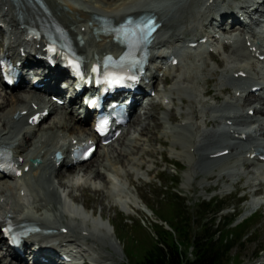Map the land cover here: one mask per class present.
<instances>
[{
    "label": "bare ground",
    "instance_id": "1",
    "mask_svg": "<svg viewBox=\"0 0 264 264\" xmlns=\"http://www.w3.org/2000/svg\"><path fill=\"white\" fill-rule=\"evenodd\" d=\"M253 1L245 0L242 3L240 0H42L44 5L42 6L34 0H0V52H3L5 29H9L10 35H12L9 48L6 50L9 56L15 57L22 50L25 52V57L20 59H28L29 61L33 54L30 52L33 49L34 53L41 52L44 43L42 38L27 39L25 30L30 26L56 24L75 40L78 50L85 59H95L104 51L110 52L115 49L116 45L112 42L111 36L93 33V27H99L93 20V15L105 16L119 22L127 15L138 16L144 12H153L161 24L157 30L154 45H159L158 47L170 45L167 48L173 50L172 55L177 60L175 65L173 63L166 65L162 71L158 69L156 74L150 70L151 76L148 77L149 82L160 79V82L164 84V93L159 88L156 91V96L152 97L148 104H159L162 109L165 108V118L155 116L148 110H145L142 115L133 114L132 119L128 121L126 135L123 136L122 141L116 142V144L112 143L107 148L101 147L98 153L103 152L104 157L99 160L96 158L94 166L91 165L89 168L86 166L84 169L83 166L79 168H75V166L83 165V163L90 165L94 160L90 159L76 165H68L69 160L65 157L57 165L52 155L55 149L64 154L69 143L82 137L81 131L86 132L85 134L88 133V128L83 127V121L77 117L79 113L71 114L69 110L71 106L69 105H63L59 108L53 107L47 115L49 117L53 114V118L46 126L38 124L36 127L30 128L27 126V119L42 110L39 109L43 101L41 93L46 86L39 90L21 88L8 91L5 89L3 93H0V143L9 145L8 147L13 151L22 172L19 178L7 177L12 181H0V218L16 223L34 222L41 232L32 235V238L28 240L29 242L37 241V237L41 239L40 235L42 233L45 236V230L55 231V235L43 237V239H47L48 243L42 245L38 243L35 250L30 246L25 249V254L33 264H65L61 258L71 257L74 254V249H71L73 246L63 245L64 243H70V245H75L80 249L83 246L85 250L82 249L81 253L89 255L91 251L94 253L93 259L99 263L105 262L107 259L106 257L104 259V254L100 255L102 253L96 255V250L104 251L102 248L106 245L111 247L115 254H119L118 247L112 239L113 236L117 239L113 223L109 220L110 218H107V222L104 221L102 209L99 216L104 222L105 229L98 227L97 223L90 219L89 212L82 216L70 213L71 208L62 200L57 185L61 184L60 186L66 191L69 189L66 193L67 198L76 203L78 209H80L79 205L85 210L94 208L96 205L95 202H89L84 197V200L89 202L87 208L84 200L80 204L81 202H78L79 196L73 194L75 189H81L84 192L83 189H86L82 186H85L90 188L87 189L88 192L92 191L98 195L96 201L99 204L108 198L115 202L117 199L114 198V195H116L119 200L121 199L118 202L122 201L124 207H137L146 213L149 211L148 206L139 201L138 198L128 197L130 188L119 187L117 182L108 178L106 172H113L116 177L121 179L122 172L116 164L121 163V159L123 160L126 156L129 157L128 164L131 163L129 161L130 156L138 151V147L146 145L147 142L150 144L152 141L160 143V137L161 139L162 136L167 137L171 141L174 155L181 158H186V155L191 157L195 165L192 164L193 161H189L191 165L186 178V182L189 184L197 179L200 174L205 180L227 181V177H232V175L234 177V174L235 176L238 174L241 166L248 169L251 165H258L252 161L254 159L250 158L252 151L247 150L242 145L243 143L238 142V139L245 142H260L259 139L244 136L234 129L221 134L211 132L205 135L201 133L203 125H208L210 122L215 124L220 119L227 120L233 126H239L255 120L257 115L264 116V84H262L264 74L261 73V69L264 70V61L254 60V58L264 55V48L263 51H260L254 45L255 38L253 37L256 33L247 26V19H245L247 16L253 20L255 16L261 13L264 8V0ZM195 9H197L196 13ZM261 15L264 20V12ZM89 21L92 23L89 24ZM216 26H220L221 33L219 35L218 31L215 30ZM207 39L210 42L219 41L222 49L228 47L232 56L229 54L221 56L220 47H210L211 50L201 53L197 58L186 49L181 55L177 49L179 43L188 45L194 42L197 44L203 43ZM259 40L260 43H264L263 36L259 37ZM210 53L216 55L212 58L214 64L206 68L207 62L204 58ZM156 59L154 58L152 61L153 67ZM221 65L223 67L218 69ZM177 68H179L177 73L171 75V72ZM199 68H202L201 70L206 68L211 75L220 76L214 85L215 97H218L217 95L223 90L232 89L231 96H225L223 101L218 104L207 102L205 98L211 92L208 84L214 78L201 75L198 72ZM160 71L161 75L159 74ZM228 71L229 73H227ZM170 76L173 77L175 83L166 87ZM249 79L257 80L246 84L245 81L247 82ZM258 85L261 86L259 89L261 91L254 92L252 87ZM175 92L178 94L180 104L179 110L172 115V119L181 118V122H185L172 126L166 123L165 119H171L170 112L174 108L175 100L172 95ZM56 93L62 94L63 90L57 88ZM163 96L168 98L173 106H168V102L162 106L161 101L159 103L156 101L158 97ZM245 102L247 106L241 109ZM60 109L61 111L58 113ZM228 110H232L231 113L227 112ZM250 110H253L252 115L249 114ZM219 111L223 113L220 115L213 114ZM16 114H18L17 119L14 118ZM133 124H137V128H134ZM130 129H133L132 134H128L130 136L125 138ZM148 133L151 135L143 139L142 143L139 142L140 137L147 136ZM226 135L228 138H223ZM162 141L164 142L162 144H165L166 141L163 139ZM263 148L264 145L257 146V149ZM28 157H40L42 162L38 167H28L25 172L23 169L28 165ZM228 159L231 160L229 163ZM223 160L227 161L228 167L224 166V168H218L210 173L207 172L208 169H204L218 166ZM124 162L122 163L124 164ZM233 162L234 164H232ZM138 166L142 168L143 164L140 163ZM63 168H66L64 173L60 172ZM84 176H87L85 180H83ZM123 176L129 181L130 186L131 173L129 170L125 171ZM80 179L82 183H80ZM104 179L106 182H102L105 185L103 188H99L96 180ZM255 179H259L257 185L263 183V178L258 176L252 180L253 183ZM23 181L27 187L26 195H23L22 192L25 190L21 186ZM249 186L250 183L247 181L244 188ZM212 188V186H203L205 191ZM105 189L106 191H104ZM107 201L109 202V200ZM94 212L92 211V215L95 220L97 218ZM1 240L3 241V238L0 233ZM11 253L7 254L6 252L5 254L0 250V264L23 263L22 257L18 255L10 257ZM110 255L113 254L110 253ZM262 261L261 264H264V259Z\"/></svg>",
    "mask_w": 264,
    "mask_h": 264
},
{
    "label": "rangeland",
    "instance_id": "2",
    "mask_svg": "<svg viewBox=\"0 0 264 264\" xmlns=\"http://www.w3.org/2000/svg\"><path fill=\"white\" fill-rule=\"evenodd\" d=\"M196 11L197 9H195V13ZM217 30L219 29L217 28ZM220 53L221 56L227 54L232 56V53L228 49V47L223 48L222 51L220 50ZM214 56H216L214 55V53H210V55L205 56L204 59L207 62L206 68H208L209 65L214 64V60L212 59ZM222 67L223 66L221 65L218 67V69H221ZM206 68L203 70H201L202 68H199L198 72L201 75H204L206 77H213L214 79L208 84L211 89V92L207 96L208 98L206 97L205 100L208 99L207 102L212 104H218L223 101V98L225 96H231L233 90H223L217 95L218 97H215L216 91L214 89V85L219 80L220 76L217 74L211 75L208 69ZM178 69L179 68L172 71L171 75L177 73ZM227 73H229V71ZM172 78L173 77L170 76L166 87L175 83V80H173ZM158 87H160V85ZM0 89V93H3V91L5 90L2 86H0ZM172 96L175 97L174 108L171 110V112L168 111L171 114V119L167 120L166 118L165 121L166 123L175 126L181 122V118H178L177 120L172 119V115L177 113V110H179L180 101L176 92L173 93ZM156 101L159 103L161 99L157 98ZM165 105L166 104H162V106ZM167 105L173 106L170 102ZM246 106L247 103L245 102L242 105L241 109H244ZM146 107L147 110L152 112L155 116H163L165 118L166 109H162L159 104H153L149 106L147 105ZM52 118L53 114L50 115L48 119L44 121V123H42L43 126H46ZM184 122L185 121H182L181 123ZM133 125L134 128H137V124ZM219 127L220 126L214 125V123L210 122L208 125L202 126L201 133L206 135L207 133L215 132ZM263 129V127L254 129L255 134L260 138H264ZM131 131H133V129ZM128 134L130 133L127 132V137L125 138H128V136H130ZM125 135L126 133L122 135L120 139H118L116 142L120 143L122 141L123 136ZM150 135L151 133H148L147 136H141L139 142H143V139H146ZM162 139L166 141L165 144H162L164 143ZM162 139L161 137L159 138L161 144L157 141H152L151 144L150 142L145 143L146 145H143L144 148H141L143 146H141L140 148L138 147V151L136 150L137 152H134V154L130 156L131 158L129 161L131 163L129 164L127 162L129 157H122L123 160L121 159V163L116 164L118 169L122 172L121 179L116 177L113 172H106L108 178L111 181L117 182L119 186L121 185L125 188H130V190L128 191V197H131L133 199L138 198L139 201H142L145 205L148 206L149 211H147L146 213L137 207L130 208L127 205V207H124L125 205H122V201L118 202L119 197H117L116 195H114V198L117 199V202H114L110 198H108L104 199L105 201L103 200L102 203L99 204L96 201V197H98V195L95 193L97 195L96 196L92 191L88 192V187L85 186H82L86 189H83L84 192H82L81 189H75L76 191L73 192L74 195L79 196L78 202H81L80 204L85 202L87 204V208L89 207V202H95V207H92L93 209L90 208L89 210H87V212L91 213L92 211H95L94 214L96 215V217H99V214L102 209V216L104 215L103 218H105L104 221H107V218H110L109 220H111V222L113 223V227L116 231L117 239H115L114 236L112 237V239L116 243V247H118L117 250H119V254H115L113 249L106 245L102 248V250L104 249V251L96 250V255L102 253L100 255L104 254V259L105 257L107 259V261L104 260L105 262H98V264H137L140 260H142L145 251L151 248L152 245H154L155 239L157 238V232L161 230L160 227L171 233V236L174 239V242L176 243L179 251L185 252L186 254H188L189 257H191L190 245H187L186 242L181 240L178 236L180 217L186 215L185 213L181 214L180 216L176 215L178 211L174 208L171 203V201H173L172 197L176 198V196H178L183 201L179 202V204H182L184 207L183 209H181V212L184 211V209L186 208V211H188L190 215H194L193 225L190 226L192 230H199L200 224L202 222H206L205 224H208L206 227L210 228L208 232H212L213 229L218 227L221 230L222 235L228 236V238L232 240L233 245L229 252L224 255L222 264L263 263L262 260L264 259V197H254L255 195H253V190L258 187L256 185L258 179H255L256 182L254 181V183L256 184H254L252 180L258 176L260 177L261 174L264 173V167H257L251 165L248 170L245 167L241 166L242 168L240 167L238 174H236V176L239 177H236L234 174V177L233 175L232 177H227V181L219 182L214 179L205 180L203 178V175L200 174L197 179L193 180V182L189 184L186 182V178L189 174L188 170L191 165L189 161H193L192 158H189V156L187 155V159L185 157L181 158L174 155L172 153L173 149L171 148V141H169L167 137L163 136ZM146 148L149 150H147ZM117 151L116 153H118ZM103 157V152H97L91 159L94 160L93 163L91 162L90 165H87V163H83V165H77L75 166V168H79L80 166H83V169L86 168V166H88L87 168H89V166H94L96 164V158L99 160ZM227 161L229 163L231 160L228 159ZM227 161L223 160L218 164V166H213V168L206 167L204 169H208L207 172L209 171L208 173H210L218 168H224V166L228 167L229 165L226 164ZM122 162H124L125 165ZM140 163L143 164L142 168L138 166V164ZM193 163L195 165L194 161L192 162V164ZM65 169L66 168H63L60 172L64 173ZM128 170L131 173V176L129 178L131 183L130 186L129 181L123 176L124 172ZM245 175L247 176L245 177ZM65 177L66 175L64 176V178ZM86 178L87 176H84L83 180H85ZM0 181L4 182L9 180L1 179ZM96 181V184L99 188H103V186L105 185L102 181L106 182L105 179ZM236 181H238V185H236ZM247 181L250 183V186L244 188V185L247 183ZM80 183H82L81 179ZM60 185H57L59 191L62 193L64 192V195L68 193L67 191H69V189H67L66 191ZM206 185L212 186L213 188L208 191H205L203 189V186ZM104 191H106V189ZM231 191L232 193L230 194ZM162 193L164 194V197L161 196ZM241 196H244L245 200L242 201V199H240ZM84 197L89 202L84 200ZM68 199L70 200V198ZM252 199H258L259 202H263V206L261 209L258 210L257 213L251 215L247 219H244L254 209L253 205L252 209H246V205L250 203ZM107 200H109V202ZM217 206L224 208L220 210L216 215V217H218L216 223L217 221H219L218 226L216 225V223L210 225L209 223L212 220L211 213L212 211H214V209H216ZM202 217H206V219L201 220ZM229 220L234 221L230 225H225ZM174 228H177L178 230L176 229V231H174ZM199 231L201 232V230ZM110 253L113 255H110Z\"/></svg>",
    "mask_w": 264,
    "mask_h": 264
},
{
    "label": "trees",
    "instance_id": "3",
    "mask_svg": "<svg viewBox=\"0 0 264 264\" xmlns=\"http://www.w3.org/2000/svg\"><path fill=\"white\" fill-rule=\"evenodd\" d=\"M164 193V192H163ZM161 194L164 197V194ZM172 205L177 209L178 213L176 215L180 216L184 214L186 216L180 217L179 220V230L178 236L181 240L185 241L187 245L191 247V257L185 252L179 251L171 233L160 227V231L157 232V238L155 239L154 245L147 249L144 253L142 260L137 264H222L223 257L232 247V240L228 236L221 234V230L217 227L208 232L210 228L206 226L208 224L201 223L199 230H192L191 225H193L194 215H190L186 208L183 209V205L179 202H183L178 196L172 197ZM185 203V202H184ZM213 203V202H212ZM223 207L217 206L214 211H212V220L209 223L213 225L216 223L218 217L217 213L222 210ZM176 217V216H175ZM197 217V216H196ZM206 217H202L201 220H205ZM234 220H229L225 225H230ZM218 222L216 225L218 226ZM174 228V231H176ZM260 252V251H259ZM258 252V253H259Z\"/></svg>",
    "mask_w": 264,
    "mask_h": 264
},
{
    "label": "snow or ice",
    "instance_id": "4",
    "mask_svg": "<svg viewBox=\"0 0 264 264\" xmlns=\"http://www.w3.org/2000/svg\"><path fill=\"white\" fill-rule=\"evenodd\" d=\"M153 26H154V22L149 20L147 22H145V24L141 27V26H137L138 30L143 32L144 30H148L149 32L151 30H153ZM54 51V49H53ZM70 63H73V66L78 70L79 69V64L75 63L73 61H70ZM92 71L95 72H99V68L98 67H94L92 69ZM129 79H135V77H129ZM125 80V77L123 75H117L111 72H106L103 75V82L107 83L109 87H112L114 85H118V84H123ZM94 103V101H93Z\"/></svg>",
    "mask_w": 264,
    "mask_h": 264
},
{
    "label": "water",
    "instance_id": "5",
    "mask_svg": "<svg viewBox=\"0 0 264 264\" xmlns=\"http://www.w3.org/2000/svg\"><path fill=\"white\" fill-rule=\"evenodd\" d=\"M38 162H39V160L36 159V160L33 161V164H37Z\"/></svg>",
    "mask_w": 264,
    "mask_h": 264
}]
</instances>
